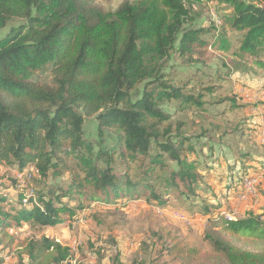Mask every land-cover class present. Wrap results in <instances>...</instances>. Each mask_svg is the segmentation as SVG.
I'll use <instances>...</instances> for the list:
<instances>
[{"label": "trees", "instance_id": "16d2710c", "mask_svg": "<svg viewBox=\"0 0 264 264\" xmlns=\"http://www.w3.org/2000/svg\"><path fill=\"white\" fill-rule=\"evenodd\" d=\"M224 1L232 11L220 17V34L211 42L201 21L212 0H122L110 10L89 0H0V32L22 22L0 39V166L18 171L32 166L36 182L23 187L10 208L0 198V264L8 252L17 264H73L72 249L51 236L17 238L11 230H20L23 221L41 228L71 223L83 200L122 206L118 198L142 197L165 208L170 192L179 198L195 194L206 174L189 154L197 156L204 140L215 139L218 128L212 124L216 131L210 130L209 123L220 115L216 106L227 101L207 100L217 89L204 82L200 87L170 82L172 60L211 61L210 46L218 44L226 54L229 29L238 35L228 52L238 60L234 67L264 70V0ZM49 68L50 83L33 78ZM167 102L180 112L206 115L200 131H190L185 117L173 120ZM227 131L245 133L241 126ZM239 156L231 164L239 175L264 177L248 173V156ZM64 174L68 182H59ZM220 221L206 235L210 251L189 248L162 228L155 234L160 254L181 264H264L259 215ZM89 243L94 250L95 241ZM112 244L117 246L115 238ZM98 257L103 264L104 252ZM111 260L125 264L120 251Z\"/></svg>", "mask_w": 264, "mask_h": 264}, {"label": "rangeland", "instance_id": "374dc122", "mask_svg": "<svg viewBox=\"0 0 264 264\" xmlns=\"http://www.w3.org/2000/svg\"><path fill=\"white\" fill-rule=\"evenodd\" d=\"M89 1L110 10L115 9L122 0ZM231 11L232 8L224 0H212L210 3L201 23L210 30L208 37L211 42L213 35L220 34V17ZM21 23H11V26L0 32V39L9 34L13 25ZM211 24H215L219 29L215 30ZM227 38L230 40L228 47L231 51L237 46L238 35L227 29ZM210 50L215 53L211 61L209 56L207 60L202 58V63L199 64H192L187 59H174L168 71L171 75L170 82L181 85L186 81L199 87L201 82H204L212 86V90L217 89L213 97H208L207 100L217 104L227 101V104L216 106L220 115L215 116V122L211 120L209 123V126L214 124L218 128L217 132L214 127H209L210 130L216 131L215 139L204 140L203 146L197 147V156L189 154L191 159H198L199 171L206 174L195 194L179 198L170 192L165 208L154 206L142 197L118 198V202L125 203L122 206L113 205L108 201L95 204L83 200L82 210H76L71 223L41 228L31 221H23L22 228L12 229V233L16 234L17 238L39 234L51 236L72 249L73 264H99L100 252H104L106 256L103 264H112V256L118 251L125 264H181L178 260L160 254L162 243L155 234L162 228L178 234L189 248L210 251L206 235L216 232L222 223L221 217H227L229 212L233 215L229 216L231 219L246 218L253 214L259 215L264 222V177L257 178V183L249 189L246 183L251 182L253 177H242L237 168L231 167L235 157H240L243 153L248 156L246 160H250L246 163L248 167L251 166L247 172L257 177L260 173L264 174V70L253 66L237 70L232 62L238 60L228 55L230 51H226V55L225 50L219 48V44L215 49L210 46ZM224 63L227 66H224ZM50 68L37 73L33 78L42 83H50ZM187 88L190 89L191 86ZM140 90L141 87L134 93V99L138 98ZM165 107L173 120L178 117L187 118L190 123L188 128L193 132L200 131L202 120L207 118L194 109L180 112L175 103L167 102ZM194 122L198 125L197 128L192 125ZM93 124L89 123L87 126L89 133H93ZM205 126L208 127L207 124ZM238 126L244 129L243 136H235L227 131ZM95 136L93 133L92 137ZM108 146H114L112 141ZM232 153L235 157H231ZM122 167L119 163L116 170L119 171ZM34 174L32 166L23 171L0 166V198H6L1 205L10 208L23 193V187L27 184L36 186V182L31 179ZM230 174H234V183L227 190V184L231 181ZM69 178V175L64 174L59 182L66 183ZM27 194L30 195L29 192ZM78 204L71 202L74 207ZM221 209L225 211L218 214ZM114 238L117 246L112 244ZM91 240L96 243L94 250L90 248ZM15 258L13 253L8 252L1 264H17Z\"/></svg>", "mask_w": 264, "mask_h": 264}, {"label": "built area", "instance_id": "2783aa9c", "mask_svg": "<svg viewBox=\"0 0 264 264\" xmlns=\"http://www.w3.org/2000/svg\"><path fill=\"white\" fill-rule=\"evenodd\" d=\"M256 183H257V178H253V179L251 180V182L246 183V184H248V185H246V186H247L249 189H251L252 186H253L254 184H256ZM228 216H233V215L229 212Z\"/></svg>", "mask_w": 264, "mask_h": 264}, {"label": "bare ground", "instance_id": "6f19581e", "mask_svg": "<svg viewBox=\"0 0 264 264\" xmlns=\"http://www.w3.org/2000/svg\"><path fill=\"white\" fill-rule=\"evenodd\" d=\"M225 218L228 219V220L231 219V217H229L228 215H227V217H225Z\"/></svg>", "mask_w": 264, "mask_h": 264}]
</instances>
